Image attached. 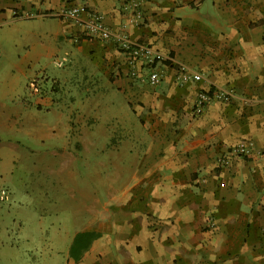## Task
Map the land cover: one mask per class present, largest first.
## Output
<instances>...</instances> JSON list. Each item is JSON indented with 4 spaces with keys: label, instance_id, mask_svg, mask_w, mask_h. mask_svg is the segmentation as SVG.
<instances>
[{
    "label": "crops",
    "instance_id": "0c3cea01",
    "mask_svg": "<svg viewBox=\"0 0 264 264\" xmlns=\"http://www.w3.org/2000/svg\"><path fill=\"white\" fill-rule=\"evenodd\" d=\"M125 1L0 0V30L28 23L37 37L30 46L47 44L42 56L63 52L70 68L93 78L91 89L45 87L28 100L15 92L24 66L0 80V131L34 144L36 170L106 165L111 173L105 195L77 188L67 199L71 217L18 216L21 229L65 242L24 264H264V0H143L137 16L121 9ZM73 5L203 79L179 84L168 65L156 66L154 85L131 77L114 42L60 16ZM213 87L233 97L195 114L196 92ZM241 141L249 153L217 167L215 157ZM81 232L96 236L73 258Z\"/></svg>",
    "mask_w": 264,
    "mask_h": 264
},
{
    "label": "rangeland",
    "instance_id": "374dc122",
    "mask_svg": "<svg viewBox=\"0 0 264 264\" xmlns=\"http://www.w3.org/2000/svg\"><path fill=\"white\" fill-rule=\"evenodd\" d=\"M30 32L33 33L34 29L28 23H20L0 30L1 82L6 83L16 74L20 75L18 72L26 66L28 76L25 78L20 75V82L15 88V92L23 99L34 98L35 93L29 87L30 82L40 90L45 87L54 90L56 88L61 90L63 87L81 90L85 86L91 89L93 78L88 77V73L83 76L84 69L80 68V72L75 65L70 68L69 60L61 67L54 65V59H60L66 54L49 51L42 56L49 47L47 44L30 46V42L37 40V37L35 38ZM92 93L87 92V96H94L95 94ZM110 142L112 143L110 140L103 141V148L107 153L110 151L108 148ZM33 150H35L34 144L28 138L24 137L20 140L13 133L0 131V191L6 193L4 199L0 198V264H18L20 261L24 264V258L38 257L46 246L54 250L63 249L65 246V242H62L63 238L42 237L21 229L18 216H29L32 210H35L41 215L53 216V218L71 217L69 209L72 205L67 199L74 197L72 195L77 192L78 187H84L91 192L96 190L101 195L107 193L106 185L111 179L108 166L104 165L96 170L94 166L89 165L87 168L71 166L74 173H70L66 167L60 170L54 165L52 171H40L33 166L35 154ZM92 157L87 158L91 163L94 158ZM106 158L108 162V155ZM78 159L82 160L81 157L76 158ZM43 198L52 201L49 205L37 203L38 199Z\"/></svg>",
    "mask_w": 264,
    "mask_h": 264
},
{
    "label": "built area",
    "instance_id": "2783aa9c",
    "mask_svg": "<svg viewBox=\"0 0 264 264\" xmlns=\"http://www.w3.org/2000/svg\"><path fill=\"white\" fill-rule=\"evenodd\" d=\"M143 0H129L122 4L121 9L136 10L135 14L138 15V7ZM84 15V19H80ZM60 16L65 19H71L79 21L82 24V29L90 36H95L99 39L109 40L114 42L121 51L125 52L127 58L128 73L131 77L139 78L140 81H144L148 84L154 85L161 81V74L156 69L157 65L172 66L175 70V78L179 84L185 82H198L203 79L202 75L187 66L186 64L177 61L173 56L168 53L162 52L153 48L152 46L134 41L130 39L126 34L122 32H112L102 22L100 14L93 10H89L84 5H73L67 8H63L60 12ZM68 60V56L64 55L60 59H54L53 63L56 67H61L65 61ZM140 62L141 67H146L148 71L146 75H142L140 71L136 70V64ZM29 87L33 89V92H38L39 89L30 82ZM233 97V93L230 90L223 88L213 87L211 90L199 89L194 97L192 111L195 114H200L206 103L212 99L228 101ZM250 151V143L248 141H241L228 150L215 157V165L217 167L228 164L230 157L232 156H246ZM6 193L0 191V198L4 199Z\"/></svg>",
    "mask_w": 264,
    "mask_h": 264
},
{
    "label": "trees",
    "instance_id": "16d2710c",
    "mask_svg": "<svg viewBox=\"0 0 264 264\" xmlns=\"http://www.w3.org/2000/svg\"><path fill=\"white\" fill-rule=\"evenodd\" d=\"M95 236L96 234H94L93 232L78 233L73 239L70 248V255L73 258H77L79 253L89 245V243Z\"/></svg>",
    "mask_w": 264,
    "mask_h": 264
}]
</instances>
